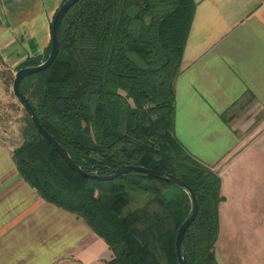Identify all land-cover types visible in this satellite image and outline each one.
Here are the masks:
<instances>
[{
  "label": "trees",
  "instance_id": "trees-1",
  "mask_svg": "<svg viewBox=\"0 0 264 264\" xmlns=\"http://www.w3.org/2000/svg\"><path fill=\"white\" fill-rule=\"evenodd\" d=\"M193 6V0H75L59 19L55 57L24 75L18 89L82 169L108 173L126 163L183 179L197 210L181 253L188 264H219L213 245L220 176L173 133V81ZM48 49L49 42L15 69L43 60ZM22 112L20 141L11 149L18 173L102 237L111 251L106 264H178L175 232L190 210L183 187L134 170L110 179L83 176Z\"/></svg>",
  "mask_w": 264,
  "mask_h": 264
},
{
  "label": "crops",
  "instance_id": "crops-1",
  "mask_svg": "<svg viewBox=\"0 0 264 264\" xmlns=\"http://www.w3.org/2000/svg\"><path fill=\"white\" fill-rule=\"evenodd\" d=\"M193 1L173 81V133L219 174L218 206L240 191L249 208L238 215L264 217V0ZM60 2L0 0V64L15 69L44 53ZM248 182L259 190L245 191ZM223 231L215 240L219 264H264V227L250 240L245 225L235 230L224 221ZM110 254L81 216L44 200L21 177L0 139V264H106Z\"/></svg>",
  "mask_w": 264,
  "mask_h": 264
},
{
  "label": "water",
  "instance_id": "water-1",
  "mask_svg": "<svg viewBox=\"0 0 264 264\" xmlns=\"http://www.w3.org/2000/svg\"><path fill=\"white\" fill-rule=\"evenodd\" d=\"M74 1L75 0H62L58 4V6L54 10L52 17L50 18V21H49V49H48V52L45 58L35 64H28V65H22V66L17 67L14 70L13 77L11 79V92L13 96L15 97V99L18 101V103L21 105L23 110L26 111V113L30 117L33 125L36 127L38 132H40L42 136L48 141V143H50L53 146V148L58 152L61 158L71 168H73L75 171H77L81 175L86 176V177L96 178V179H110V178H114L118 176L121 173H125L129 170H134V171L143 172L147 175L167 179L183 187L187 191L190 197V210L188 214L182 219V221L180 222V224L178 225L176 229L175 237H174V253H175V257H176L178 264H188L184 256L181 253L180 242H181V238H182V235H183V232L186 226L193 219L195 212L197 210L196 196L194 192L192 191V189L190 188V186L183 179L173 175L172 173L159 170V169H155V168H151V167H145L142 165L126 164V163L118 164L117 166L111 168V170L108 173L88 172L82 169L78 164H76L70 158V156L68 155L64 147L53 138L51 133L39 123L36 117V114L34 113L26 97H24L22 93L20 92V90L18 89V83L24 75L47 67L50 64V62L53 60V58L55 57L57 53V49H58L57 26H58L59 19L62 16V14L65 12V10Z\"/></svg>",
  "mask_w": 264,
  "mask_h": 264
},
{
  "label": "rangeland",
  "instance_id": "rangeland-1",
  "mask_svg": "<svg viewBox=\"0 0 264 264\" xmlns=\"http://www.w3.org/2000/svg\"><path fill=\"white\" fill-rule=\"evenodd\" d=\"M14 70V68H10L4 63L0 64V139L6 142L11 149L16 143L20 141L19 128L21 125V116L23 113V108L11 92V79L13 77ZM260 171L264 174V168L263 171ZM261 179L264 180V175L261 177ZM253 185H255L257 190H259L257 184ZM253 185L248 182V184L244 185L245 191L250 192V189L253 188ZM257 190L255 189V191ZM237 195L238 198L233 191L228 201H225L224 204L221 203L220 206H218V232L215 240H218L219 242H222L224 236V221H227L229 226H231V228L235 230H237L238 227L242 225L248 227L249 231H247L246 233V240L255 239L257 232L262 227H264V217L259 216V213L256 214L254 212V214H251L249 210V213L245 212L242 215L240 214V216L238 215V209L240 208L241 211L242 208H249V202L247 200L243 202V195L240 196V191H238ZM256 195L261 196V194H255V196ZM253 201L256 206L260 205L259 203H261L260 199H255ZM225 207L227 210V215L225 212L224 218L223 208ZM260 217L261 220H259ZM213 246L214 249L217 250L216 241ZM217 259L219 258L217 257Z\"/></svg>",
  "mask_w": 264,
  "mask_h": 264
}]
</instances>
